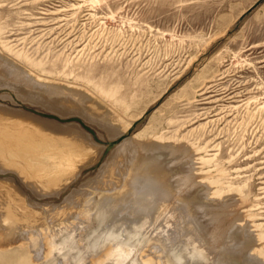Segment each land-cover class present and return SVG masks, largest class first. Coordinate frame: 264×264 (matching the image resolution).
<instances>
[{"label":"rangeland","instance_id":"obj_1","mask_svg":"<svg viewBox=\"0 0 264 264\" xmlns=\"http://www.w3.org/2000/svg\"><path fill=\"white\" fill-rule=\"evenodd\" d=\"M0 107V264H264V0H0Z\"/></svg>","mask_w":264,"mask_h":264},{"label":"bare ground","instance_id":"obj_2","mask_svg":"<svg viewBox=\"0 0 264 264\" xmlns=\"http://www.w3.org/2000/svg\"><path fill=\"white\" fill-rule=\"evenodd\" d=\"M16 78H17V77H16ZM27 82H28V81H27ZM27 82H26V83H27ZM30 82H31V81H30ZM13 84H15V83H13ZM16 86H17V85H16ZM24 87H25V86H24ZM14 88H15V87H14ZM17 88H18V87H17ZM18 89H19V88H18ZM20 89H21V88H20ZM31 89H32V88H31ZM21 90H22V89H21ZM18 91H19V90H18ZM50 92H51V91H50ZM15 94H16V93H15ZM8 95H9V94H8ZM8 95H7V96H3V95H2V98H4V97H9ZM17 96H18V95H17ZM10 97H11V96H10ZM10 97H9V98H10ZM23 97H24V96H23ZM19 98L23 99V100H24L23 102H26V101L29 102V100H28L26 97H25L26 99H25V98H22L21 96H20ZM28 98H29V97H28ZM2 100H5V98L2 99ZM6 100H8V99H6ZM10 103H11V102H10ZM13 103H14V101H13ZM14 104H16V103H14ZM6 106H9V105H6ZM30 106H31V105H30ZM3 107H4V106H3ZM11 107H13V106H10V108H11ZM0 108H1V107H0ZM5 108H6V107H5ZM17 108H18V107H17ZM12 109H13V108H12ZM12 109H11V111H13ZM14 110H16V109H14ZM23 110H24V109H23ZM17 111H19V110L17 109ZM21 112H22V111H21ZM25 112H26V111H25ZM16 113H17V112H16ZM27 113H28V112H27ZM29 114H30V113H29ZM19 115H20V114H19ZM12 116H13V114H12ZM15 116H18V115H15ZM13 117H14V116H13ZM21 117L23 118V116H21ZM25 117H26V115H25ZM3 118H4V117H3ZM19 118H20V117H19ZM65 118H67V117H65ZM35 119H36V118H35ZM18 120H19V119H18ZM35 121H36V120H35ZM37 121H38V120H37ZM49 121H50V120H49ZM2 122H3V121H2ZM4 122H5V121H4ZM4 122H3V123H4ZM10 122H11V121H10ZM10 122H9V123H10ZM12 122H13V121H12ZM29 122H30V120H29ZM41 122L43 123L44 121H41ZM51 122H52V121H51ZM51 122H50V123H51ZM3 123H2V124H3ZM6 123H7V122H6ZM23 123H24V122H23ZM46 123H48V122H47V121L44 122V124H46ZM70 123H71V122H70ZM2 124L0 125V127L2 126ZM16 124H17V123H16ZM20 124H21V123H20ZM24 124L26 125V123H24ZM44 124H43V125H44ZM48 124H49V123H48ZM53 124H54V123H53ZM10 125H11V124H10ZM67 125H68V124H67ZM3 126H4V125H3ZM3 126H2V127H3ZM11 126H12V125H11ZM46 126H47V125H46ZM69 126H70V125H69ZM27 127H28V126H27ZM8 128H9V126H8ZM20 128H21V127H20ZM28 128H29V127H28ZM65 128H66V127H65ZM6 129H7V126H6ZM10 129H11V128H9V130H10ZM14 129H15V131L18 132V129L16 130V127H15ZM25 129H26V128H25ZM48 129H50V128H48ZM48 129H47V130H48ZM66 129H67V128H66ZM73 129H74V128H73ZM3 130H4V129H3ZM22 130H23V128H22ZM22 130H20V131H22ZM29 130H30V129H29ZM50 130H51V129H50ZM68 130H69V129H68ZM5 131H8V130H5ZM5 131H4V133H5ZM13 131H14V130H13ZM9 132H10V134L12 135V133H11L12 130L9 131ZM9 132H7V133H9ZM17 132H15V133H17ZM23 132H24V131H23ZM23 132H22V133H23ZM25 132L27 133V131H25ZM25 132H24V133H25ZM72 132H73V131H72ZM20 133H21V132H20ZM20 133H19V134H20ZM28 133H29V131H28ZM0 134H1V133H0ZM17 134H18V133H17ZM17 134H16V135H17ZM5 135H6V133H5ZM5 135H4V136H5ZM13 135H14V134H13ZM21 135H22V134H21ZM27 135H28V134H27ZM14 136H15V135H14ZM1 137H2V136H1ZM6 137H7V136H6ZM11 137H12V136H11ZM11 137H9V134H8V138L10 139ZM78 137H79V136H78ZM20 138H21V137H20ZM37 138H39V136H37ZM37 138H35V139H37ZM71 138H72V137H71ZM84 138H85V137H84ZM2 139H3V138H2ZM2 139H1V140H2ZM11 139H13V138H11ZM68 139H69V138H68ZM77 139H78V138H77ZM88 139H89V138H88ZM7 140H8V139H7ZM28 140H29V139H27V141H28ZM39 140H40V139H39ZM39 140H38V142H39ZM57 140H59V139L57 138ZM91 140H93V139H91ZM4 141H5V140H4ZM9 141H10V140H9ZM78 141H79V140H78ZM82 141H83V140H82ZM85 141H86V139H85ZM7 142H8V141H7ZM7 142H5V143H7ZM12 142H13V141H12ZM23 142H24V141H23ZM30 142H31V140H29V143H30ZM34 142H37V141H34ZM53 142H54V141H53ZM60 142H61V141H60ZM60 142H59V143H60ZM76 142H77V141H76ZM89 142H90V141H89ZM1 143H2V141H1ZM16 143H17V142H16ZM63 143H64V142H63ZM73 143H74V142H73ZM84 143H86V142H84ZM11 144H12V143H11ZM31 144L34 145L35 143H31ZM41 144H42V143H41ZM43 144H44V143H43ZM43 144H42V145H43ZM46 144H47V143H46ZM18 145H19V144H18ZM20 145H21V144H20ZM26 145H27V144H26ZM33 145H32V146H33ZM36 145H37V144H36ZM36 145H35V146H36ZM38 145H39V144H38ZM44 145H45V144H44ZM49 145H50V144H49ZM66 145H67V144H65V146H66ZM85 145H86V144H85ZM87 145H88V144H87ZM0 146H1V145H0ZM3 146H5V145H3ZM30 146H31V145H30ZM81 146H83V145H81ZM14 147H15V145H14ZM19 147H20V146H19ZM21 147H22V145H21ZM36 147H37V146H36ZM40 147H41V146H40ZM83 147H84V146H83ZM87 147H88V146H87ZM89 147H90V146H89ZM91 147H92V146H91ZM97 147H98V146H97ZM11 148H12V146H11ZM23 148H24V147H23ZM37 148H38V147H37ZM50 148H52V147H50ZM55 148H56V147H55ZM103 148H104V147H103ZM121 148H122V147H121ZM4 149H5V148H4ZM14 149H15V148H14ZM20 149L22 150V148H20ZM34 149H35V148H34ZM39 149H42L41 151H44V149L47 150V149H49V148L46 149V147H44V149H43V148L41 147V148H38V150H39ZM71 149H72V148H71ZM82 149H83V148H82ZM88 149H89V148H88ZM1 150H2V149H1ZM17 150H18V148H17ZM24 150H25V149H24ZM55 150H56V149H55ZM58 150H59V149H58ZM60 150H61V149H60ZM69 150H70V149H69ZM101 150H102V149H101ZM120 150H121V149H120ZM120 150H119V151H120ZM122 150H123V148H122ZM2 151H3V150H2ZM9 151H10V150H9ZM14 151H15V150H14ZM27 151H28V150H27ZM36 151H37V150H36ZM49 151H50V150H49ZM52 151H53V150H52ZM76 151H77V150H76ZM92 151H93V150H92ZM4 152H7V156H8V151H4ZM12 152H13V151H12ZM21 152H23V150H22ZM25 152H26V151H25ZM25 152H24V154H26V153L29 154L28 152H26V153H25ZM32 152H33V151H32ZM46 152H47V151H46ZM55 152H56V151H55ZM55 152H54V153H55ZM62 152H64V151L62 150ZM117 152H118V150H117ZM121 152H122V151H121ZM9 153H11V151H10ZM13 153H14V152H13ZM16 153H17V152H16ZM30 153H31V152H30ZM33 153H35V152H33ZM33 153H32V156H33V155L35 156V154H33ZM38 153H40V151H39ZM42 153H43V152H42ZM47 153H48V152H47ZM47 153H46V154H47ZM50 153H51V152H50ZM54 153H53V154H54ZM2 154H4V153H2ZM5 154H6V153H5ZM20 154L22 155V153H20ZM36 154H37V153H36ZM43 154H44V153H43ZM48 154H49V153H48ZM79 154H80V153H79ZM98 154H99V152H98ZM11 155H12V153H11ZM14 155H15V154H14ZM16 155H17V154H16ZM18 155H19V154H18ZM18 155H17V156H18ZM44 155H45V154H44ZM56 155H57V153H56ZM60 155H63V154H61V152H60ZM3 156H4V155H3ZM37 156H38V155H37ZM53 156H54V155H53ZM15 157H16V156H15ZM15 157H14V158H15ZM49 157H50V155H49ZM58 157H59V156H58ZM2 158H3V157H2ZM8 158H9V157H8ZM32 158H33V157H32ZM34 158H35V157H34ZM34 158H33V159H34ZM41 158H42V156H41ZM10 159H11V158H10ZM18 159H19V157H18ZM22 159H23V158H22ZM37 159H39V157H37ZM37 159H35V160H37ZM52 159H53V158L51 157L50 160H52ZM95 159H96V158H95ZM97 159H98V158H97ZM19 160H21V159H19ZM24 160H25V159H24ZM53 160H54V159H53ZM10 161H11V160H10ZM16 161H17V160H16ZM19 162H20V161H19ZM55 162H56V161H55ZM4 164H5V162H4ZM2 165H3V164H2ZM5 165L7 166L8 164H5ZM16 165H17V164H15V166H16ZM17 166H18V165H17ZM128 166H129V165H128ZM12 167H14V166H12ZM12 167H10V168H12ZM27 167H28V166H27ZM1 168H2V167H1ZM17 169H18L17 167H14V168H12L11 170L16 171ZM14 171H11V172H14ZM41 171H42V170H41ZM63 171H64V170H63ZM4 172H5V171H4ZM31 172H32V171H31ZM39 172H40V171H39ZM65 172H66V171H65ZM25 173H26V172H25ZM40 173H41V172H40ZM45 173H46V172H45ZM124 173H125V172H124ZM63 175H64V174H63ZM78 176H79V175H78ZM128 176H129V175L127 174V177L124 179V182H123V183H124V186H125V187L123 186L124 189H125L126 187H127L126 189H130V188H128L129 186H133V185H135V183L130 182V180L132 181V178H131V177L128 178ZM132 176H133V175H132ZM51 179H52V178H51ZM54 179H55V178H54ZM129 179H130V180H129ZM121 181H123V180H121ZM121 185H122V184H121ZM137 185H138V184H137ZM137 185H136V186H137ZM24 186H25V185H24ZM59 186H60V185H59ZM79 187H80V186H79ZM133 187H134V186H133ZM121 189H122V188H121ZM0 190H1V189H0ZM63 191H64V190H63ZM124 192H125V191H123V193H124ZM137 192H138V191H137ZM60 193H61V191H60ZM157 193H158V192H157ZM26 194H27V193H26ZM119 196H120V195H119ZM159 197H160V196H159ZM146 198H147V197H146ZM0 200H1V199H0ZM19 201H20V200H19ZM24 201H25V200H24ZM34 202H35V201H34ZM10 206H11V205H10ZM26 209H27V208H26ZM162 210H163V209H162ZM24 211H25V210H24ZM158 213H159V212H158ZM133 214H134V213H133ZM161 215H163V214H161ZM161 215H160V216H161ZM26 220H27V219H26ZM20 221H21V220H20ZM166 222H167V221H166ZM12 229H13V228H12ZM1 232H2V231H1ZM30 232H31V231H30ZM3 234H4V233H3ZM161 236H162V235H161ZM15 237H16V236H15ZM32 238H33V237H32ZM8 244H10V243H8ZM2 245L4 246V244H2ZM2 245H1V243H0V246H2ZM5 246H6V245H5ZM7 246H8V245H7ZM0 248H1V247H0Z\"/></svg>","mask_w":264,"mask_h":264}]
</instances>
